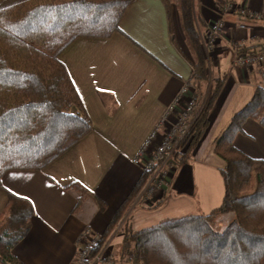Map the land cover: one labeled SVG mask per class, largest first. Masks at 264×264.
Listing matches in <instances>:
<instances>
[{
  "label": "crops",
  "instance_id": "crops-1",
  "mask_svg": "<svg viewBox=\"0 0 264 264\" xmlns=\"http://www.w3.org/2000/svg\"><path fill=\"white\" fill-rule=\"evenodd\" d=\"M225 1L195 0L203 38L212 23L223 21L207 51L213 77L225 78L209 125L198 146L178 163L154 197L147 198L145 192L133 198L109 240L112 264H125L118 258L124 238L120 225L137 231L169 218L209 214L223 202L225 162L215 153L216 139L264 84L259 67L235 63L239 47L264 53V0H233L237 8H229L231 4ZM240 7H245L248 16L263 19H242ZM60 57L91 129L46 167L8 170L2 176L0 216L9 192L28 198L35 208L30 231L13 248L24 264H72L83 234H103L135 191L145 172L134 159L142 151L151 156L179 111L195 100L194 58L180 14L166 0H132L120 19L119 31L106 37L80 36ZM186 86L188 92L176 104ZM156 129H160L158 138L145 148ZM234 143L249 156L264 158V126L248 119ZM95 198L104 203V209Z\"/></svg>",
  "mask_w": 264,
  "mask_h": 264
},
{
  "label": "trees",
  "instance_id": "trees-1",
  "mask_svg": "<svg viewBox=\"0 0 264 264\" xmlns=\"http://www.w3.org/2000/svg\"><path fill=\"white\" fill-rule=\"evenodd\" d=\"M131 2L14 0L0 5V184L8 170L46 167L91 129V122L83 114L82 99L60 55L80 36L106 37L119 31L120 19ZM166 2L170 5V0ZM175 2L194 58V99L203 98L202 109L180 144L182 148L188 143L189 148L209 125L225 78L212 75L213 61L203 46L195 0ZM242 19L263 18L246 14ZM251 49L239 47L238 52L261 53ZM255 67L261 69L264 79V65ZM248 119L264 126V85L257 87L252 99L216 139L215 153L225 162L221 169L225 183L221 206L209 214L169 218L137 231L126 229L122 246L125 264H264V158L251 157L234 143ZM187 155L182 154L177 161ZM146 178L144 173L110 220L97 246L91 248L92 256L114 230ZM96 201L104 209V203ZM34 213L28 198L8 193L6 210L0 216V264H24L13 254V248L30 231ZM229 214L232 218L224 229L216 230L214 219Z\"/></svg>",
  "mask_w": 264,
  "mask_h": 264
},
{
  "label": "built area",
  "instance_id": "built-area-1",
  "mask_svg": "<svg viewBox=\"0 0 264 264\" xmlns=\"http://www.w3.org/2000/svg\"><path fill=\"white\" fill-rule=\"evenodd\" d=\"M225 2H229L231 4L229 5V8L234 7L233 0H226ZM240 13L242 16L246 15L245 7H240ZM222 28L223 21L220 19L211 24L208 35L206 38H203L207 51H209V47L212 45L216 36L221 32ZM235 63L246 67H253L256 65L263 66L264 53L258 52L256 54H252L249 52H238L235 57ZM187 92L188 87L186 86L180 91L179 96L176 98V104L182 100ZM197 108L200 109L202 106H199L195 100L191 99L189 103L179 111L176 121H174L172 125L164 131L160 142L154 149L152 155L145 156L142 151L134 159L135 163L141 165L144 172L148 174L145 182V186L148 188L152 187V183L156 181H159V186H161L163 181L167 179L166 177L172 173L171 170L168 169L172 167V171H174L177 168L178 162L176 160V154L180 151V144L191 129L192 123L196 118L194 113ZM173 109L174 106L170 108L168 114H170V111ZM158 131H160V129H156V131L150 135L146 141L145 148H148L152 144L153 140L158 138ZM169 163H172V166H167ZM156 177L161 180H158ZM148 188H146V190H148ZM150 190L151 188H149V192ZM113 233H111V235L106 239V244L109 240H111ZM100 237L101 235L99 236L92 232H85L81 238L82 246L79 249V254L72 264H110L111 262L104 255L106 244L101 246V248L96 251L93 256L91 255V248L97 246Z\"/></svg>",
  "mask_w": 264,
  "mask_h": 264
},
{
  "label": "rangeland",
  "instance_id": "rangeland-1",
  "mask_svg": "<svg viewBox=\"0 0 264 264\" xmlns=\"http://www.w3.org/2000/svg\"><path fill=\"white\" fill-rule=\"evenodd\" d=\"M14 0H0V5L2 6V5H5V4H8V3H11V2H13ZM170 9H172V10H174V12L177 14V11L179 12V9H178V5H177V3L175 2V0H170ZM238 6H234L233 8H237ZM202 42H203V40H202ZM186 43H187V40H186ZM188 45V44H187ZM203 46H204V49L206 50V54L208 55L209 53H207V47L205 46V43L203 42ZM188 48H189V46H188ZM189 50H190V48H189ZM200 99H203V98H200ZM200 99H198V100H196V102L197 101H199L200 102V104H201V106H202V101L203 100H200ZM201 109L202 108H200V109H196V111H195V113H194V116H196V118L198 117V115H199V113H200V111H201ZM182 110V109H181ZM198 111V112H197ZM196 118H195V120H196ZM195 120L193 121V123H192V126H193V124H194V122H195ZM191 126V127H192ZM202 138V137H201ZM199 142H200V140L196 143V144H193L191 147H189L188 148V143L187 144H185L181 149H180V151L176 154V160L178 159V158H180V156L182 155V154H189L191 151H193L197 146H198V144H199ZM178 162V161H177ZM179 163V162H178ZM167 166H172V163H169V164H167ZM164 169H166V168H164ZM168 170H171V172H173L172 171V167H170ZM147 174V173H146ZM173 173H170L166 178L168 179L169 177H170V175H172ZM147 177H148V174H147ZM160 177V176H159ZM158 180H161L160 178H158V177H156ZM147 179V178H146ZM167 179L166 180H164L163 181V183H162V185L161 186H163V185H166V181H167ZM147 184V183H146ZM152 187H149V188H151V190H150V192H149V188L147 187V186H145V185H143L142 186V188L138 191V193H137V196L140 194L141 195V193H142V195H143V192H145L146 191V193L147 194H144V196H148L147 198H152V197H154V195L156 194V192H158L159 191V188L161 187V186H159V181H156V182H153L152 183ZM146 188H148V190H146ZM158 190V191H157ZM148 200V199H147ZM123 217H124V215H123ZM232 218V215H220V216H218V217H216L215 219H214V221H213V227L216 229V230H218V231H221V230H223L224 229V227L227 225V223H228V221L230 220ZM123 219V218H122ZM125 224V223H124ZM124 224H122V225H120L122 228V231H125L126 229H127V227H124ZM111 233H113V231L111 232ZM96 235H99V234H96ZM100 236V235H99ZM110 236V235H109ZM108 236V237H109ZM100 240V239H99ZM106 241V240H105ZM105 241H103L102 243H101V246H104L105 244H106V242ZM112 243L111 241H108V243L106 244V247H105V251H104V255L109 259V261L111 262L110 264H112L113 263V255H112V251H111V249L109 248V245ZM101 248V247H100ZM119 257L118 258H120L123 262L125 261V260H127V258H125V259H123L122 258V253L120 252L119 253ZM116 258V257H115ZM125 263V262H124Z\"/></svg>",
  "mask_w": 264,
  "mask_h": 264
}]
</instances>
